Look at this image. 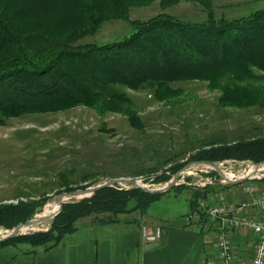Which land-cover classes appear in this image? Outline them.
Instances as JSON below:
<instances>
[{"label":"trees","instance_id":"trees-1","mask_svg":"<svg viewBox=\"0 0 264 264\" xmlns=\"http://www.w3.org/2000/svg\"><path fill=\"white\" fill-rule=\"evenodd\" d=\"M150 1L0 0V123L11 116L81 105L124 112L140 127L124 88L150 86L158 98L167 99L179 94L171 83L192 80L219 88L224 105H264V7L236 17H216L212 0H191L204 9V20L186 22L163 12L129 19L132 30L123 38L83 40L105 21L128 19L132 5ZM176 1L160 0L163 5ZM193 158L259 162L264 160V136L202 148ZM254 180L264 185V176ZM211 191L208 184L194 191L190 211L197 210ZM163 193L103 186L89 197L62 202L48 229L6 237L0 246L57 244L76 229L80 218L107 213L96 220L108 223L118 221L113 217L118 213L143 214ZM37 204L0 203V226L11 228L25 221Z\"/></svg>","mask_w":264,"mask_h":264},{"label":"rangeland","instance_id":"rangeland-1","mask_svg":"<svg viewBox=\"0 0 264 264\" xmlns=\"http://www.w3.org/2000/svg\"><path fill=\"white\" fill-rule=\"evenodd\" d=\"M212 6L216 17L221 14L236 17L264 7V0H212ZM163 12L186 22L206 18L202 6L191 0L168 5L151 0L129 7L128 19L103 22L93 35L83 40L104 43L123 38L132 30L129 19H147ZM262 76L260 81L264 84ZM170 86L180 90L167 99L158 98L150 86L123 89L140 127L132 125L124 112L81 105L5 118L0 123V203L33 201L38 203L34 212L38 214L60 193L89 189L106 178L120 176L158 188L184 165L196 161L193 156L199 149L264 136V105H224L219 102L221 90L210 87L207 81L173 82ZM216 162L224 173L234 175L251 164L250 160L232 158ZM262 174L264 170L258 176ZM166 176L169 178L164 180ZM255 178L243 181L254 182ZM223 180L212 168L192 163L145 213L127 211L113 217L139 231L141 218L147 216L160 222L172 214L184 215L190 211L194 191L207 184L214 191L219 184H228ZM114 185L131 187L127 183ZM106 216L107 213L92 214L90 219L97 222L96 218ZM50 222L48 218L38 228L31 226L20 232L46 230ZM11 228L0 226V236Z\"/></svg>","mask_w":264,"mask_h":264},{"label":"crops","instance_id":"crops-1","mask_svg":"<svg viewBox=\"0 0 264 264\" xmlns=\"http://www.w3.org/2000/svg\"><path fill=\"white\" fill-rule=\"evenodd\" d=\"M240 182L218 187L202 201L208 205L238 204L247 197L246 185L255 187L257 193L264 191L261 182ZM242 215L259 218L261 211L250 207ZM143 223L160 225V239L148 243L131 225L100 223L87 216L78 219L76 229L57 244L0 246V264H203L206 260L217 264L216 236L222 229L231 241L235 261H248L256 244V234L247 226H221L220 218H210L200 207L184 215H169L160 222L146 216L138 227Z\"/></svg>","mask_w":264,"mask_h":264},{"label":"built area","instance_id":"built-area-1","mask_svg":"<svg viewBox=\"0 0 264 264\" xmlns=\"http://www.w3.org/2000/svg\"><path fill=\"white\" fill-rule=\"evenodd\" d=\"M244 192L247 197L238 204L208 205L202 200L199 203V207L206 210L210 218L221 219V226L227 225L232 228L247 226L256 234V244L251 258L248 261L240 262L234 260L231 241L227 233L223 229L220 230L216 236L219 257L217 264H264V191L257 193L255 187L246 185ZM250 207L259 209L261 216L259 218L243 216L242 212ZM139 233L143 241L154 243L160 239L162 228L160 225L143 223L139 227ZM203 264H212V262L206 260Z\"/></svg>","mask_w":264,"mask_h":264},{"label":"water","instance_id":"water-1","mask_svg":"<svg viewBox=\"0 0 264 264\" xmlns=\"http://www.w3.org/2000/svg\"><path fill=\"white\" fill-rule=\"evenodd\" d=\"M192 163L204 164V165L212 168L222 179H224L223 182H226V183L239 182V181H242L245 179L264 176V174H262L260 176H258V174H235V175L233 174L232 177H228V176H226L224 171L218 166V163L216 161L196 160V161H191L188 164L184 165L182 168H180L177 172H175L172 175V177L169 179V181L165 185L158 187V188L146 187V186L142 185L140 182H138V180L133 178V177L120 176V177L106 178L103 181L95 184L94 186H92L89 189H83V190L75 189V190L66 191V192H63V193L56 195L54 197V200L59 202V206L54 212H52L51 214L49 213V214H43V215H40V214L32 215L27 220H25L23 222H19L16 225H14L11 229H9V231L6 234L0 236V240L4 239L6 237H9V236L18 234V233H22V232H20L22 229L27 228V227H31L34 224H37V223H39L45 219L53 218L55 216V214L59 211L60 205L62 202L67 201V200H73V199L78 200V199H81L84 197H89L97 189H99L103 186L114 185L115 183H127V184H130L131 187H138V188H141L142 190H145L148 192H164L177 183V176L180 173H182L187 168L188 165H190ZM251 163L253 165L259 167V165L264 164V160H261L259 162H251Z\"/></svg>","mask_w":264,"mask_h":264},{"label":"bare ground","instance_id":"bare-ground-1","mask_svg":"<svg viewBox=\"0 0 264 264\" xmlns=\"http://www.w3.org/2000/svg\"><path fill=\"white\" fill-rule=\"evenodd\" d=\"M261 170H264V164L259 165V167L251 164H248L245 168L244 171L240 172V174H258ZM226 176L228 177H232L233 174L232 173H225ZM58 201L56 200H52L49 201L45 204L44 208L42 209V211L38 214L43 215V214H51L52 212H54L56 210V203ZM47 220V219H45ZM45 220L37 223L36 225L32 226V228H38V226L42 225Z\"/></svg>","mask_w":264,"mask_h":264}]
</instances>
